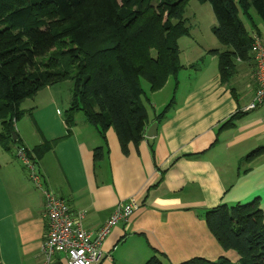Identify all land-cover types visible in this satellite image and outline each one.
<instances>
[{
  "label": "crops",
  "instance_id": "obj_1",
  "mask_svg": "<svg viewBox=\"0 0 264 264\" xmlns=\"http://www.w3.org/2000/svg\"><path fill=\"white\" fill-rule=\"evenodd\" d=\"M252 18L255 29L246 18L248 28L244 26L264 47V24ZM189 40L198 51L184 58L179 39L183 68L161 90L143 98L146 109V103L154 101L152 111L147 109V127L158 122L156 135L144 137L137 148L130 145L127 155L111 129L104 143L77 116L67 134L52 94L55 86L36 94L38 100H51L42 104L43 115L37 117L40 107L28 113L26 123L35 135L22 138L16 132L18 146L31 151L45 141L55 142L40 160H32L40 187L22 161L17 162L16 147L14 154L0 149L1 264H45L43 190L65 200L74 214L84 213L83 225L92 234L119 203L137 201L139 207L128 222L113 227L104 240L100 264H145L155 252L165 256V264L194 258L215 262L221 257L238 262L237 253L223 250L211 235L204 215L221 204L258 200L264 222V108L245 110L258 88L255 64L252 53L247 61L235 60L234 71L223 81L217 57L209 51L226 48ZM97 147L103 155L95 162ZM52 264H67L65 256L55 255Z\"/></svg>",
  "mask_w": 264,
  "mask_h": 264
},
{
  "label": "trees",
  "instance_id": "obj_2",
  "mask_svg": "<svg viewBox=\"0 0 264 264\" xmlns=\"http://www.w3.org/2000/svg\"><path fill=\"white\" fill-rule=\"evenodd\" d=\"M189 1L0 0V149L23 148L14 130L23 116L21 105L66 79L73 82L64 116L67 134L81 112L104 143L112 129L124 155L130 145L137 148L149 123L140 80L149 84L150 92H157L183 68L178 41L190 35L183 21ZM198 1L210 4L215 18L212 34L226 48L209 51L217 57L224 81L234 71L235 60H248L254 43L241 16L254 29L252 15L264 24V0ZM64 44L59 58L50 55ZM65 58L78 60L72 77L58 66V59ZM54 142L45 141L27 154L40 160ZM102 153V147L95 148L93 160L100 161ZM204 221L223 250L237 253L238 262L221 257L182 264H264V222L258 200L231 207L221 204L207 211ZM164 257L155 252L145 264H165Z\"/></svg>",
  "mask_w": 264,
  "mask_h": 264
},
{
  "label": "built area",
  "instance_id": "obj_3",
  "mask_svg": "<svg viewBox=\"0 0 264 264\" xmlns=\"http://www.w3.org/2000/svg\"><path fill=\"white\" fill-rule=\"evenodd\" d=\"M251 53L258 88L246 111L264 108V47L258 39H254ZM16 158L31 171L30 179L40 187V176L33 173V161L26 149H18ZM42 194L47 227L41 247L45 264H52L58 254L65 256L67 264H100L101 247L110 230L118 224L127 223L139 207L133 198L119 203L104 225L92 234L83 225L84 213L74 214L65 200L50 191L43 190Z\"/></svg>",
  "mask_w": 264,
  "mask_h": 264
},
{
  "label": "rangeland",
  "instance_id": "obj_4",
  "mask_svg": "<svg viewBox=\"0 0 264 264\" xmlns=\"http://www.w3.org/2000/svg\"><path fill=\"white\" fill-rule=\"evenodd\" d=\"M253 16L256 18L257 21H261L256 15H253ZM241 19L243 23L245 24V26L248 28V23H247L248 20L246 21L244 17H242ZM183 21H184L185 26L189 29V32H190V35L188 37H182L180 39L181 52H182L181 55H183L184 58H188L191 54L193 55L196 51H198L196 49V42H194V40H189V39H196L198 41H201L199 42L201 43V46L203 45L202 43H211V42L217 43L216 38L214 37L211 31L212 27L215 25V18H214L211 6L208 2H199L198 0H190L185 6L184 14H183ZM66 47H67V44L61 45L60 47H57L55 51L52 52V54L50 55H52L53 57L55 56L59 58L60 51L62 49L63 50L66 49ZM48 57L45 58L46 61L49 60ZM58 61L57 63L61 71L63 69L68 70L70 77H72L75 74V66L77 65L78 60H75V59L72 60V59L65 58L64 60L58 59ZM181 61L184 63L183 59ZM202 62L199 61L200 64ZM140 83L146 95L149 96L150 94L149 84L143 79L140 80ZM72 85H73L72 80L66 79V80L61 81L58 84V86L56 85L55 88H53L52 94L54 96V99L59 103V107L57 108V110H59L60 114L62 115L61 116L62 118H64L63 114L65 113L64 110L62 109V105H65V103L68 101L69 93H70L69 90L71 91ZM46 88H49V87H46ZM42 91H44V89L39 92H42ZM43 99H45V97L39 100H38V97L27 99L21 105L20 109L24 111L23 117H21L18 121L15 122L14 130L15 132L19 133L22 138H24L23 136H26L28 138V136L33 137L35 135L34 131L31 128L32 126H30L29 122L28 124L26 123L27 121L26 117H28V113L34 107H36V109L40 107V113L37 115V117H39L40 115H43L44 112L41 110V107H44V106L42 104H44L45 102H50L51 98H47L44 102H43ZM153 102L154 101L151 98V101L146 103V106L148 107L147 109H149L150 107V109L148 110L149 112L152 111ZM76 116L79 120L86 122V119L81 112L77 113ZM88 125L94 131H97L93 126H91L90 124ZM111 132L114 134V131L112 129H111ZM15 147L17 148V146L11 147L12 153L15 151ZM17 162L20 163L21 165V162L19 161V159Z\"/></svg>",
  "mask_w": 264,
  "mask_h": 264
},
{
  "label": "water",
  "instance_id": "obj_5",
  "mask_svg": "<svg viewBox=\"0 0 264 264\" xmlns=\"http://www.w3.org/2000/svg\"><path fill=\"white\" fill-rule=\"evenodd\" d=\"M157 125H158V122H153L152 124H150L146 130H145V135L144 137L145 138H152L156 135V131H157ZM13 138L14 140H16V136L15 134H13Z\"/></svg>",
  "mask_w": 264,
  "mask_h": 264
}]
</instances>
